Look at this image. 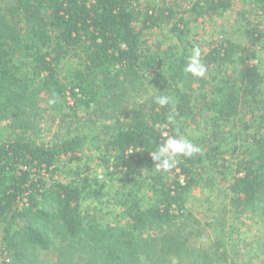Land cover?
Masks as SVG:
<instances>
[{"label":"trees","instance_id":"obj_1","mask_svg":"<svg viewBox=\"0 0 264 264\" xmlns=\"http://www.w3.org/2000/svg\"><path fill=\"white\" fill-rule=\"evenodd\" d=\"M243 1L264 19V0ZM182 5L0 0V243L8 264H214L211 255L223 242L213 240L210 224L185 206L200 177L221 167L223 143L231 140L223 125L239 127L231 135L246 144L226 188L220 225H227L231 212L264 204V70L254 62L264 31L256 27L246 44L212 42L201 54L205 76L194 77L184 71L190 24L224 15L233 0H194L185 10ZM246 14L240 12L244 21ZM166 26L183 49L144 50V33ZM68 58L76 67L62 77L59 69ZM146 80L153 94L129 106ZM160 96L172 102L161 107ZM46 97L69 104L63 115L70 119L67 126L61 120L52 144L37 142ZM202 124L208 130L197 146L205 145V152L178 156L167 171L156 167L153 154L168 137L193 142L186 131ZM86 142L100 150L107 166L103 179L71 166L81 160ZM63 172L73 179L60 180ZM111 182L119 184L113 199L123 210L115 225L101 221L97 206L91 216L84 209L86 203L95 206ZM146 188L148 199L141 195ZM225 253L217 259L226 260ZM260 254L264 250L254 247L247 253L251 261ZM240 262L236 252L231 264Z\"/></svg>","mask_w":264,"mask_h":264},{"label":"rangeland","instance_id":"obj_2","mask_svg":"<svg viewBox=\"0 0 264 264\" xmlns=\"http://www.w3.org/2000/svg\"><path fill=\"white\" fill-rule=\"evenodd\" d=\"M146 2L148 0H141V2ZM182 2V10L189 9L194 0H180ZM247 12V20L241 18L240 12ZM258 27L260 30L264 31V19L261 15L251 13V8L245 4L243 0H233V6L231 10L222 16L214 17H204L199 19L198 22L191 23L189 26V32L186 36V46H188L189 52L192 54V49L194 47H199L201 54H205L208 51L209 46L212 42H222L226 39H231L235 42L249 43L250 39L255 35L253 32ZM171 27H164L162 29H154L151 31H146L141 41H143V49L151 50V52L158 51H169L177 52L183 49L180 46L177 38L170 32ZM264 35V34H263ZM259 59L254 61L258 63L259 66L264 70V37L261 39L259 45ZM76 67V62L71 58L65 59L60 66V76L66 75L69 70ZM145 84L141 87L139 93L132 94L129 99V106L133 102H142L147 99L149 94H153V87L150 85L149 80L144 82ZM149 93V94H148ZM54 99L53 97H51ZM50 98H44L41 107L45 110L44 117L42 118L43 123L41 127L43 128V133L37 138L39 143L52 144L56 142V134L60 131L61 120L65 118L63 115L69 110L66 108L69 104L62 103L56 98L55 104H50ZM127 105V103H126ZM80 117L87 116L84 113H79ZM249 113L248 119L251 118ZM65 118V126H67ZM70 119V118H69ZM68 119V120H69ZM99 123V122H98ZM100 124V123H99ZM98 124V125H99ZM97 131L96 124L92 125ZM4 127L1 126V132H4ZM66 128V127H65ZM75 127H73L74 129ZM68 129V128H67ZM226 136H230L229 143L224 142L222 155L219 157V170H210L207 174L204 173L200 178H202L200 185L191 193L185 208L188 210L189 214H193L196 219H199L204 223L210 224L209 231L212 234L213 240L222 241L223 247L220 248V255L225 253L224 259H217L218 254L212 253L211 258L214 264H231L233 256L236 252L241 254V262L239 264H264V254H260L255 257L252 261L250 256L247 255L251 247L256 249L264 250V204H262L257 210H249L246 213H236L231 212L228 215V223L225 227L221 226L222 220L220 216L223 215L224 206L228 204L229 199H226V188L229 185L233 173H235L239 161L242 159V150L240 146H244L245 142H238L231 135L236 132H240V128L236 126L227 127L223 125L221 128ZM85 130H88L86 127ZM205 124L193 125L191 129L189 128L186 132L189 136H192V143L198 145L201 136L205 134ZM103 137V136H102ZM101 137V138H102ZM222 138V137H221ZM222 141V140H221ZM238 146L239 149L234 152V146ZM199 148L206 151V146L199 144ZM100 150L97 149L92 142H86L85 153L79 154L81 160L74 161L71 166L73 168H81V170H86L89 168L88 173L93 177L102 176L105 178V173L107 172L106 164H103L100 157ZM64 165H70L68 158L63 159ZM224 166V167H222ZM66 169V168H64ZM66 172V170H64ZM73 178L66 176L63 172L60 174V180L64 182H69ZM116 187L119 186L117 183H109L105 189V195L95 202V206H90L88 203L84 206L85 211L89 215H94L96 212L99 214V218L105 224L115 225L116 216L119 215L123 210L120 206L114 202V193L116 192ZM144 197L148 199L151 195L148 188L143 190L141 193ZM103 216V217H102ZM121 218V217H120ZM118 218V219H120ZM260 241L261 244H257ZM226 245V246H225ZM226 249V250H225ZM219 257V256H218ZM44 259L48 258V255H44ZM141 264H147L144 261Z\"/></svg>","mask_w":264,"mask_h":264},{"label":"clouds","instance_id":"obj_3","mask_svg":"<svg viewBox=\"0 0 264 264\" xmlns=\"http://www.w3.org/2000/svg\"><path fill=\"white\" fill-rule=\"evenodd\" d=\"M184 71L186 73H190L194 77L205 76L207 68L201 60V51L198 46L192 49V54L187 59ZM56 102V99L49 100L50 104H55ZM170 102L172 101L168 96H160L156 100V103H158L161 107L169 104ZM168 120L171 122L173 117L169 116ZM164 135L167 136V133H164ZM200 151L201 149L197 145H194L187 139L168 137L165 143L159 147L158 152L153 154V160L159 162L156 166L158 169L167 171L175 167L178 156L192 157ZM98 179H103V177L98 176Z\"/></svg>","mask_w":264,"mask_h":264},{"label":"built area","instance_id":"obj_4","mask_svg":"<svg viewBox=\"0 0 264 264\" xmlns=\"http://www.w3.org/2000/svg\"><path fill=\"white\" fill-rule=\"evenodd\" d=\"M4 256L5 255L3 253L2 244L0 243V264H8L9 263V260H7Z\"/></svg>","mask_w":264,"mask_h":264}]
</instances>
